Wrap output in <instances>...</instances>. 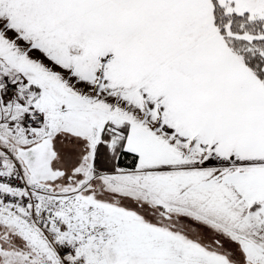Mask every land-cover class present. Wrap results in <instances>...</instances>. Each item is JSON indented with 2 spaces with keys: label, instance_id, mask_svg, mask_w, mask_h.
I'll use <instances>...</instances> for the list:
<instances>
[{
  "label": "snow or ice",
  "instance_id": "snow-or-ice-1",
  "mask_svg": "<svg viewBox=\"0 0 264 264\" xmlns=\"http://www.w3.org/2000/svg\"><path fill=\"white\" fill-rule=\"evenodd\" d=\"M0 264H264V0H0Z\"/></svg>",
  "mask_w": 264,
  "mask_h": 264
}]
</instances>
